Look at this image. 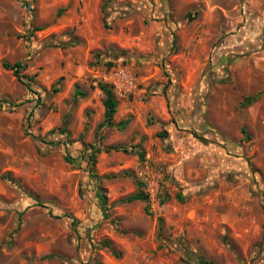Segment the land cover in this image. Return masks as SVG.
Returning <instances> with one entry per match:
<instances>
[{
  "label": "rangeland",
  "instance_id": "1",
  "mask_svg": "<svg viewBox=\"0 0 264 264\" xmlns=\"http://www.w3.org/2000/svg\"><path fill=\"white\" fill-rule=\"evenodd\" d=\"M0 264H264V0H0Z\"/></svg>",
  "mask_w": 264,
  "mask_h": 264
},
{
  "label": "trees",
  "instance_id": "2",
  "mask_svg": "<svg viewBox=\"0 0 264 264\" xmlns=\"http://www.w3.org/2000/svg\"><path fill=\"white\" fill-rule=\"evenodd\" d=\"M67 44L73 45V44H75V41L72 40ZM62 45H64V44L62 43ZM115 56L117 58L120 57V58H126L127 59L131 55H129L125 52H122V53H120V55L117 54ZM112 64H113L112 61H110L108 63V66L111 67V66H113ZM3 67L6 70L12 71L14 73L15 77L20 82L25 84L26 86L31 87L32 84L35 83L34 77H30L26 74H23V71L27 67L25 62L18 61V62H15L14 64H10V63L5 62V63H3ZM228 81L229 80H225V81L223 80V81H220V83H227ZM99 88L105 95V99L103 102L104 109H105L104 121L101 124L100 129L108 127V128H116L119 131L125 130L128 127L131 119L128 118V119L121 121L117 124L115 123V115H116L117 110H118L119 101L117 99V96H116L114 89L112 87L108 86L107 84H99ZM54 91L56 92V91H58V89H55ZM77 95L84 96L85 94L80 92V91H77ZM104 150L106 152H109L112 150H115V151L122 150L124 152L130 151L128 147H124V146H109ZM101 151H103V149L98 148L95 152L97 153V152H101ZM138 156L141 160L145 159V154L143 151L138 152ZM66 160L68 162L73 161L72 157H70V156H66ZM90 161H91L92 167H95L96 160L93 156L90 157ZM92 177L97 178V175L95 173H92ZM3 178L8 179L9 181H13L12 177L9 174L4 175ZM138 187H139V191L137 193L130 195L126 199H124V202H133V201L145 202L146 203V212L148 214H150L151 211H150L149 195L143 189V187H145V183L143 181H139ZM104 192H105L104 189L102 187H99L97 194H98V198L100 199V204H101V208L104 212V216H105V218H107L108 217V211L110 208L108 206V198Z\"/></svg>",
  "mask_w": 264,
  "mask_h": 264
}]
</instances>
